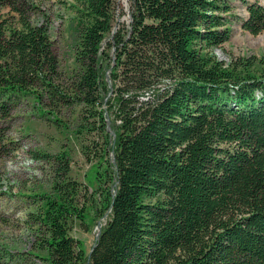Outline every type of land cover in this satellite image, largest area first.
Returning a JSON list of instances; mask_svg holds the SVG:
<instances>
[{
  "label": "trees",
  "instance_id": "obj_1",
  "mask_svg": "<svg viewBox=\"0 0 264 264\" xmlns=\"http://www.w3.org/2000/svg\"><path fill=\"white\" fill-rule=\"evenodd\" d=\"M241 1L242 27L264 31V3ZM129 2V26L113 31L117 0H76L77 69L65 80L50 15L33 0H0V158L17 144L14 111L28 97L51 113L82 104L103 140L93 188L89 175L88 184L69 176L67 150L33 153L55 165L52 192L31 214L39 256L264 264V56L215 53L230 38L231 0ZM84 152L92 160L95 149ZM103 217L87 252L71 223L90 230Z\"/></svg>",
  "mask_w": 264,
  "mask_h": 264
},
{
  "label": "rangeland",
  "instance_id": "obj_2",
  "mask_svg": "<svg viewBox=\"0 0 264 264\" xmlns=\"http://www.w3.org/2000/svg\"><path fill=\"white\" fill-rule=\"evenodd\" d=\"M33 1L50 15L49 33L59 55L60 70L65 80H69L77 69L74 60L75 12L72 8L76 0ZM117 1L119 5L113 31L118 29L121 22L128 25L131 20L129 0ZM231 1L230 38L216 47L215 53L226 62L241 57H263L264 31L253 34L245 30L241 23L247 15L246 6L241 0ZM257 1L264 3V0ZM84 114V107L80 103L62 106L51 113L33 97L23 99L14 111L10 133L17 144L8 155L0 158V250L5 253L2 264H49L41 257L45 252L36 246L39 225L31 214L38 210L40 195L52 192L55 165L43 158L36 159L33 153L55 155L67 150L71 159L69 176L88 184L89 175L90 187L96 185L93 171L103 140L99 133L86 128L87 116ZM85 145L95 149L92 160L84 152ZM112 154L107 152L106 155L112 157ZM105 221L103 217L91 222L92 228L84 230L74 219L70 234L81 239L89 252L97 237L98 224L102 226Z\"/></svg>",
  "mask_w": 264,
  "mask_h": 264
},
{
  "label": "water",
  "instance_id": "obj_3",
  "mask_svg": "<svg viewBox=\"0 0 264 264\" xmlns=\"http://www.w3.org/2000/svg\"><path fill=\"white\" fill-rule=\"evenodd\" d=\"M100 230H101V224L99 223V224H98V232H97V236L99 235Z\"/></svg>",
  "mask_w": 264,
  "mask_h": 264
}]
</instances>
